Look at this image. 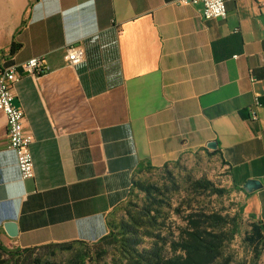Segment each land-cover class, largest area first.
<instances>
[{
    "label": "crops",
    "instance_id": "0c3cea01",
    "mask_svg": "<svg viewBox=\"0 0 264 264\" xmlns=\"http://www.w3.org/2000/svg\"><path fill=\"white\" fill-rule=\"evenodd\" d=\"M225 5L224 18L203 19L177 0H0V65L40 55L48 65L12 89L32 135L31 179L0 112L5 246L97 242L145 166L213 150L246 192L244 211L264 221V9ZM70 43L84 53L75 66Z\"/></svg>",
    "mask_w": 264,
    "mask_h": 264
},
{
    "label": "trees",
    "instance_id": "16d2710c",
    "mask_svg": "<svg viewBox=\"0 0 264 264\" xmlns=\"http://www.w3.org/2000/svg\"><path fill=\"white\" fill-rule=\"evenodd\" d=\"M19 47V43L12 42L10 53H15ZM207 154L219 156L216 150ZM180 162L159 168L147 165L142 175L150 170L167 172L168 166H179ZM142 175L132 181L127 201L115 209L107 222V233L97 242L72 240L20 248L7 247L0 240V264H49L44 259L61 252L69 254L65 264H229L230 259L223 262L221 259L226 244L239 229L234 217L228 221L225 215L191 203L181 212L178 205L172 206V196L166 188L140 180ZM173 183L172 189L179 191L178 184ZM232 184L235 190L246 195L243 187L233 181ZM185 185V192L192 195L206 190L219 196L226 193L202 177H189ZM136 193L143 195L141 206L132 200ZM120 213L123 216L118 217ZM170 213L177 215L183 224L174 226L170 221L175 230L168 236L164 230ZM248 216L252 220L242 242L253 251L252 264H256L264 254V221L255 220L251 214ZM228 224L230 228L225 230ZM109 256L110 262H105Z\"/></svg>",
    "mask_w": 264,
    "mask_h": 264
},
{
    "label": "rangeland",
    "instance_id": "374dc122",
    "mask_svg": "<svg viewBox=\"0 0 264 264\" xmlns=\"http://www.w3.org/2000/svg\"><path fill=\"white\" fill-rule=\"evenodd\" d=\"M167 172L159 170H150L144 172L140 180L149 182L156 186L164 187L168 190V194L172 196V206H177L181 212L185 211L188 204H197L207 211H215L226 216L228 221L234 217L239 224L238 232L226 244L221 262L226 258L230 259L229 264H252L254 260L253 251L242 242V237L249 228L251 218L244 211V194L234 189L228 171L218 155H208L207 153L196 154L187 159L181 160L179 166L170 165ZM205 178L209 180L214 187L223 188L226 193L219 196L212 194L210 190L202 191L196 195L185 192V181L187 178ZM173 182L178 184L179 191L173 190ZM133 202L141 206L144 202L143 195L136 193L133 196ZM242 208V210H240ZM169 220L166 223L164 234H171L174 226L183 224L181 219L174 213L169 214ZM123 216L120 213L118 217ZM173 221L174 226H170ZM230 228V224L225 226V230ZM69 254L66 252L57 253L45 258L49 264H65L67 263ZM110 256L105 262H110ZM99 264H105L103 262ZM256 264H264V254L257 259Z\"/></svg>",
    "mask_w": 264,
    "mask_h": 264
},
{
    "label": "built area",
    "instance_id": "2783aa9c",
    "mask_svg": "<svg viewBox=\"0 0 264 264\" xmlns=\"http://www.w3.org/2000/svg\"><path fill=\"white\" fill-rule=\"evenodd\" d=\"M255 1L264 9V0ZM177 3L199 6V15L203 19H222L226 16L225 0H177ZM83 56L81 46L73 43L67 44L65 59L69 65L79 64ZM47 69L48 65L43 55L30 57L20 63L2 61L0 65V112L4 114L6 120L7 148L12 150L16 156V166L21 179H31L34 176L33 159L29 147L32 135L23 128L24 114L22 109L13 103L12 89L22 73L38 76L44 74ZM254 104L259 105L257 99ZM250 114L252 119L256 118L254 110H251Z\"/></svg>",
    "mask_w": 264,
    "mask_h": 264
},
{
    "label": "water",
    "instance_id": "95a60500",
    "mask_svg": "<svg viewBox=\"0 0 264 264\" xmlns=\"http://www.w3.org/2000/svg\"><path fill=\"white\" fill-rule=\"evenodd\" d=\"M209 147H215V142H210L208 144ZM253 182H255L254 180H249L244 188L248 191H250V185H253ZM3 229L5 230L6 234L9 237H15L17 235V226L16 223L14 221H6L2 224Z\"/></svg>",
    "mask_w": 264,
    "mask_h": 264
}]
</instances>
